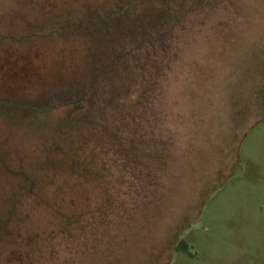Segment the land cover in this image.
<instances>
[{
  "label": "rangeland",
  "instance_id": "374dc122",
  "mask_svg": "<svg viewBox=\"0 0 264 264\" xmlns=\"http://www.w3.org/2000/svg\"><path fill=\"white\" fill-rule=\"evenodd\" d=\"M166 1L0 0V264H264V0Z\"/></svg>",
  "mask_w": 264,
  "mask_h": 264
},
{
  "label": "trees",
  "instance_id": "16d2710c",
  "mask_svg": "<svg viewBox=\"0 0 264 264\" xmlns=\"http://www.w3.org/2000/svg\"><path fill=\"white\" fill-rule=\"evenodd\" d=\"M141 1L144 2V0H141ZM171 3H172V0H167L163 5H161V8L163 9V12H164L163 16H165V17L173 16L172 5H170ZM81 99H83V98H81ZM184 245H185L184 241H181L180 244L178 245V248H182V247H184Z\"/></svg>",
  "mask_w": 264,
  "mask_h": 264
}]
</instances>
